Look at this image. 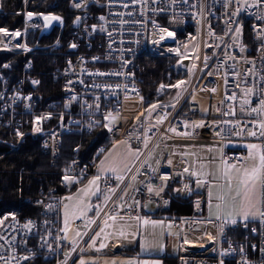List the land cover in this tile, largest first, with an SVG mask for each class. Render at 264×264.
Listing matches in <instances>:
<instances>
[{"label": "built area", "instance_id": "1", "mask_svg": "<svg viewBox=\"0 0 264 264\" xmlns=\"http://www.w3.org/2000/svg\"><path fill=\"white\" fill-rule=\"evenodd\" d=\"M67 1L73 20L65 35L63 15L30 6L38 0H0V16L12 14L9 19L16 23L0 24V29L21 33L12 37L0 32V53L58 46L63 53L62 61L51 68L60 90H50L48 96L35 90L41 80L33 73L31 56L18 72L13 60H0V122L15 132L12 148L30 135L39 138L53 161L65 133L105 134L108 140L98 143L92 156H73L61 179L72 189L97 175L99 191L91 199V213L75 220L82 231L75 240L67 239L62 227L57 186L38 188L31 200L39 207L37 215L21 214L17 208L0 211V220L8 217L0 224V256H15L9 264H73L82 253L105 252L89 245L105 218L116 215L139 217L138 222L160 217L165 242L177 243L170 254L175 262L168 264H264V221L225 218L220 210L212 213L211 203L220 205L221 200L210 195V185H221L222 178L196 172L198 164L213 159L202 154L204 147L218 146L221 166L248 162L247 148L227 141H256L264 148V137L255 127L264 115L251 112L264 98V0ZM29 12L34 14L31 20ZM44 16L60 19L46 25ZM160 28L174 35L164 33L160 40ZM145 54L175 57L176 79L161 84L176 89L170 97L146 102L140 83ZM179 81H184L179 88L171 87ZM250 88L253 92L247 94ZM245 99L251 103L244 104ZM153 104L158 105L155 110ZM165 115L157 124V117ZM201 121L204 127H193ZM254 130L257 136H249ZM116 139L129 142L135 155L121 171L101 170L99 154ZM106 195L111 199L105 201ZM29 221L30 227H25ZM121 230L128 232L112 229L109 239ZM24 256L29 259H21Z\"/></svg>", "mask_w": 264, "mask_h": 264}, {"label": "trees", "instance_id": "2", "mask_svg": "<svg viewBox=\"0 0 264 264\" xmlns=\"http://www.w3.org/2000/svg\"><path fill=\"white\" fill-rule=\"evenodd\" d=\"M30 6L62 14L65 19V35L67 34L73 20V10L67 0H38L36 4H30ZM10 17L12 14L0 16V24H16L10 21ZM60 49L61 47L58 46L50 50L26 53L6 51L0 53V60H13L14 72H18L23 60L31 56L35 64L33 73L41 80L35 90L48 96L50 90L55 92L60 90L59 82H54L51 75V68L62 61L63 53ZM143 59L144 68L141 71L140 83L146 102L170 97L176 89H161L160 86L162 83H169L176 79L175 57L145 54ZM15 140L14 130L0 123V211L17 208L21 214L37 215L39 207L31 200L38 188L57 186L59 192H67L69 189L61 183L67 163L76 153L82 158L92 156L97 144L107 141L108 138L105 134L95 137V133L84 135L67 132L63 135L60 156L55 161L42 150L39 138L26 135L17 147L12 148L11 143ZM76 146H78L77 150H75ZM25 198H29V201ZM173 260H175L173 255L166 257L167 262Z\"/></svg>", "mask_w": 264, "mask_h": 264}, {"label": "snow or ice", "instance_id": "3", "mask_svg": "<svg viewBox=\"0 0 264 264\" xmlns=\"http://www.w3.org/2000/svg\"><path fill=\"white\" fill-rule=\"evenodd\" d=\"M173 2H175V0H173ZM257 3L260 2V0H256ZM77 7H79L80 5L77 4ZM127 5H125L126 7ZM33 13L29 12L27 13V17L29 20L32 19L33 17ZM233 15H236V13H233ZM264 18V17H262ZM45 24L47 25L48 23L51 22V20H59V17H49V16H44L43 17ZM101 19H104L103 17H101ZM237 33H240L242 31V29L240 27H237L235 30ZM0 32H4L5 36H9L11 35L12 37H18L21 35L20 32H12L11 34H9L7 31H5L4 29H0ZM160 32V40H164L165 39V35L164 33H167V36L172 37L174 35V33L172 32H168L167 29L164 28H160L159 29ZM211 35V32L209 33ZM111 35V34H110ZM157 43H159V41H156ZM72 47H76V45H72ZM205 60H207V57H205ZM193 68H195V65H193ZM191 71V69H190ZM99 75H103V73H98ZM211 74V73H210ZM33 83H38V81H34ZM184 83V81H179L177 82L176 85H171V87H176L179 88L182 84ZM161 89H163L165 87V85H161L160 86ZM212 91H215V89H212ZM253 92V89H247V94H251ZM180 93H177V96L179 97ZM234 98V97H230ZM73 99H75V97H73ZM142 99V98H141ZM251 101L245 99L244 100V104H250ZM259 105L260 107H252L251 108V112L252 113H257V114H261L264 115V98L259 100ZM173 107H175V105H172ZM158 107V105L153 104L151 105V109L155 110ZM243 110V109H242ZM234 114V113H232ZM166 115L165 116H158L156 123L157 124H161L163 123V121L166 119ZM137 119H139V117H137ZM225 123H229L228 121H225ZM204 123L201 121L199 123H194L193 127H204ZM255 127L258 128L259 130V136L264 137V120L258 121L255 124ZM172 132H176L175 128H171L169 129ZM37 131H39V129H37ZM239 134V133H238ZM249 136H257V131H249L248 132ZM145 147H147V139L145 141ZM247 148L249 149V153H248V157L246 159L253 161V164L251 167H243L242 169V177L237 181V187L235 189H233L232 187V180L233 177L229 174L230 171L235 170L237 173L241 172L240 168H237V166L235 164H227V162H225L224 164V177L226 178L227 181V187L223 193V195L217 196L218 200H225L226 197H231L232 201L235 203L237 200L240 201V207H241V212L238 213V215H242L243 219L245 221H248L249 218L252 219H256L257 217H259L262 221H264V148H261L260 145L258 144H248ZM258 159V164L256 163ZM169 164H171V160L168 161ZM108 171H116L115 167L109 168L107 169ZM185 172L188 171L187 168L184 169ZM191 175H196V173H191ZM66 180H71V177H65ZM100 179L99 176L94 177L92 180L89 181V185H96V191H99V187L97 185V181ZM117 179H123L122 177H117ZM133 179H135V176H133ZM198 183H202L201 181H198ZM257 186H259V190H257ZM187 187V186H185ZM163 188L160 189V191H162ZM85 193H88V189L84 190ZM110 191H112L113 193L115 192V189H110ZM148 191L152 192L153 191V187L152 185L148 186ZM234 193V194H233ZM93 195H95L96 193L93 192ZM211 195V193H210ZM70 199V198H69ZM105 201L111 199L110 196H105L104 197ZM167 203V202H165ZM261 205L262 207H257V205ZM51 207V206H49ZM217 209L220 208V205L217 204ZM65 230H67V224H68V212H67V205H65ZM84 213L81 212V215H83ZM8 217L5 216L2 220H0V224H3V220H6ZM219 218V217H218ZM14 219V217H13ZM136 219H139V217H136ZM111 220L113 221V223H115V221L117 220V216L116 215H108L105 220H104V224L105 226L111 227L112 225L108 224V221ZM31 221H29L25 227H30L31 225ZM89 223H95V221H89ZM145 224L149 223V221L145 220L144 221ZM155 223V222H153ZM232 224H236L237 221L235 219H233L231 221ZM247 226V225H245ZM252 231H256L255 228L252 229ZM101 232H104V229L101 228L100 232L96 233V236H99ZM86 234V233H85ZM119 234L121 236L125 235V233L121 230L119 232ZM77 236H81L80 232L76 233ZM0 239H4L3 236H0ZM105 239H107V234L105 235ZM187 242V241H186ZM73 243H75V241H73ZM95 245V238H92V244L89 245L90 247ZM3 246L0 245V248H2ZM100 247H106V245L101 244ZM74 250V249H73ZM11 259H16L15 256L10 257V258H5L3 256H0V260L4 261V264H9V261ZM21 259H29V257L24 256L21 257ZM79 264H85V261L83 259H81L79 261Z\"/></svg>", "mask_w": 264, "mask_h": 264}, {"label": "rangeland", "instance_id": "4", "mask_svg": "<svg viewBox=\"0 0 264 264\" xmlns=\"http://www.w3.org/2000/svg\"><path fill=\"white\" fill-rule=\"evenodd\" d=\"M173 57V56H172ZM1 123V122H0ZM236 144L238 146H243L247 148L248 144H258L261 146L259 142L256 141H227V144ZM78 147V146H76ZM192 149H195L192 148ZM199 148H196V151H198ZM248 153L249 149L247 148ZM202 154L207 155L211 154L213 156V159H205L202 163L198 164L196 166V172H198L201 176L208 177L212 176L215 178H222V183L220 185L219 182L212 181L211 182V194L212 197L217 198V196L223 195L226 187H227V181L224 177V164L221 166L220 161L217 159L221 152L216 145H210L207 147H204L201 149ZM61 150L59 152L60 156ZM135 155V149L130 145L129 142H127L124 139H116L111 144L108 145L107 149L99 154V162H100V169L101 170H107L109 168L115 167L116 171L123 170L129 162L132 160L133 156ZM73 158V157H72ZM71 158V159H72ZM70 162V161H69ZM68 162V163H69ZM258 164V159L256 161ZM227 164H235L237 168L241 169L240 173H237L235 170L230 171V175L233 177L232 180V187L235 189L237 187V181L242 177V169L243 167H251L253 164V161L248 160V162L245 165H240L236 163L227 162ZM97 175H92L88 179V181H85L84 184L77 187L74 186L72 189H69L67 192L61 193L62 196V206H61V224L63 229L65 230V205H67V212H68V224H67V230H65V235L67 238L71 240H75L78 236L76 235L77 232H82L81 230L77 229L75 226V220L79 218H86V214L91 213L90 212V204L91 199L93 197V192L96 193V185H89V181L92 180ZM98 185V181H97ZM85 189H88V193H85ZM257 190H259V186H257ZM234 194V193H233ZM70 198V199H69ZM217 201H213L211 203V212L212 213H218L219 210L221 211V214L225 218H243L242 215H238V213L241 212L240 207V201L237 200L235 203L232 201L231 197H226L225 200H221L220 208L217 209ZM257 207H261V205H257ZM81 212L84 214L81 215ZM86 216V217H85ZM117 234H114L111 236V239L115 237ZM121 239H116L115 241H120ZM110 250H107V252ZM86 253H82L80 256H78L76 263L79 264V261L81 259H85Z\"/></svg>", "mask_w": 264, "mask_h": 264}, {"label": "crops", "instance_id": "5", "mask_svg": "<svg viewBox=\"0 0 264 264\" xmlns=\"http://www.w3.org/2000/svg\"><path fill=\"white\" fill-rule=\"evenodd\" d=\"M89 178H84L75 189ZM145 220L149 223L145 224ZM175 249H177L176 240L165 242L163 220L160 217H153L139 220L135 240L127 248L118 250L113 248L108 252H86L84 261L85 264H168L166 257ZM76 260L73 264H77Z\"/></svg>", "mask_w": 264, "mask_h": 264}, {"label": "bare ground", "instance_id": "6", "mask_svg": "<svg viewBox=\"0 0 264 264\" xmlns=\"http://www.w3.org/2000/svg\"><path fill=\"white\" fill-rule=\"evenodd\" d=\"M111 227L103 226L104 232H101L99 236H96L95 245L92 248L97 249L99 251H107L113 248H120L122 246L131 245L135 240L138 229V220L127 219V218H117L115 223L113 221L108 222ZM125 228L128 232L125 235L121 236L119 233L113 237V239H109V235L112 229ZM107 234V239H105V235ZM122 238L120 241H115L116 239ZM101 244L106 245V247H100Z\"/></svg>", "mask_w": 264, "mask_h": 264}, {"label": "water", "instance_id": "7", "mask_svg": "<svg viewBox=\"0 0 264 264\" xmlns=\"http://www.w3.org/2000/svg\"><path fill=\"white\" fill-rule=\"evenodd\" d=\"M119 248H116V250H118Z\"/></svg>", "mask_w": 264, "mask_h": 264}]
</instances>
